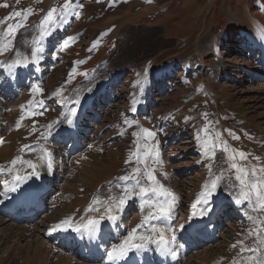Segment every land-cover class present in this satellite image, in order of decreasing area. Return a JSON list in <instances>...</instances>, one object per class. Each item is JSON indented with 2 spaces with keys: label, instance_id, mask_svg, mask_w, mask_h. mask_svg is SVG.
<instances>
[{
  "label": "rangeland",
  "instance_id": "obj_1",
  "mask_svg": "<svg viewBox=\"0 0 264 264\" xmlns=\"http://www.w3.org/2000/svg\"><path fill=\"white\" fill-rule=\"evenodd\" d=\"M64 3L65 0H0V21L8 17L0 23V32L7 24L22 19L15 17V12L31 8L33 14L17 33L13 45L30 59L39 22L51 7L59 9ZM71 5L72 12L63 20L57 19L51 34L43 41L46 50L40 57L43 60L38 59L45 68L41 78L22 83L19 93L0 106L3 112L0 151L13 148L10 153L13 160L25 145L48 141L51 131L66 119L70 103L58 106L59 100H73V94L83 97L85 89L102 82L106 73L117 75L108 80L109 92L107 86L103 89L102 107L93 108L98 118L84 122L82 147L74 150L66 162L59 150L56 168H67L66 180L58 181L62 184L46 197L45 207L35 215L34 225H41L48 215V220L54 222L67 216L78 222L94 198L103 201L118 197L125 183H132L119 178L135 167L141 168V183H147L143 176L145 164H137L136 157L130 156L137 143H145L133 133L146 128L156 132L160 160V163L146 161L147 166L155 169L159 183L178 198L172 228L183 231L203 181L222 174L224 179L219 182L222 192L229 191V187L239 190L222 146L215 150L214 160L202 154L206 139L213 140L218 134L230 149L250 154L247 161L239 163L249 168L264 165V68L259 64L261 56L258 57L264 49V0H71ZM68 37L74 40L65 50L52 51L59 49ZM47 42L50 44L46 45ZM202 45L210 50L205 51ZM10 57L14 58L11 51L4 53L0 62L9 61ZM77 61L83 63L74 64ZM218 62L224 66L221 74L216 71ZM148 77L155 79L145 84ZM33 84L40 86L41 94L30 92ZM144 88L146 93L157 90L146 97L148 110L137 113L132 110L133 99L140 91L145 93ZM57 91L62 95H54ZM151 98L155 101H150ZM30 100L43 101V107L37 109L42 115L21 111L20 105L27 108ZM21 115L27 118L16 129ZM49 124L53 125L50 131ZM205 125L207 130L202 131ZM229 131L239 139H233ZM252 157H259V162ZM8 159L0 155L1 182L7 176ZM130 159V163H125ZM181 182L187 185L181 188ZM131 201L125 220L127 232L139 223L142 215L139 199L133 196ZM246 208L251 215L264 217V211L252 212L247 204ZM224 217L227 224L219 228L213 244L190 252L181 264L187 261L213 264L212 260L220 257V264L232 261L239 247L231 245L253 225L237 216V220L229 214ZM254 239L249 237L246 245L251 247ZM55 242L56 239L37 236L28 247L7 251L10 243H0V264H71L68 257L74 258L73 248L62 251Z\"/></svg>",
  "mask_w": 264,
  "mask_h": 264
},
{
  "label": "snow or ice",
  "instance_id": "obj_2",
  "mask_svg": "<svg viewBox=\"0 0 264 264\" xmlns=\"http://www.w3.org/2000/svg\"><path fill=\"white\" fill-rule=\"evenodd\" d=\"M7 7V5H4ZM75 7H80V5H75ZM73 5H71V0H65V3L57 9L56 7H51L42 20L39 22V34L38 37L33 40V46L31 47L30 53L31 58L23 55L22 53L16 51L13 47L15 37L19 30L24 27L28 20V17L33 14V10L28 8L24 10L23 13L20 11L15 12L13 15L15 17H21L14 24H7V27L0 32V55L7 52H12L13 57L9 58L7 62H0V66L5 67L6 71L11 73L14 69L27 67L30 62H36L44 51L43 41L49 36L50 29L56 24L57 19L63 20L70 12H72ZM0 21V23H4ZM10 37V39H9ZM74 40V37H68L60 47L62 51L64 48L69 46V42ZM91 50V49H89ZM55 58V57H53ZM76 63H83V61H77ZM75 67L73 68V72ZM72 74H69L71 78ZM142 89V85H141ZM42 89L38 84H33L31 86L30 92L33 95H39L42 93ZM56 96H60L61 92L57 91L54 93ZM65 102L76 104L78 99L73 101L68 98H64L58 101L60 104ZM34 105V107H33ZM43 107V101H33L28 102L26 108L25 105H20L22 112L28 111L29 115H42L43 112L37 111V109ZM47 110V109H45ZM135 111V109H132ZM75 107L70 109L71 116L66 117L69 124L72 123V116L75 115ZM206 117L207 114L205 113ZM27 117L21 115L16 121V129L21 127V123ZM128 123V121H125ZM52 124L48 125V130L52 128ZM35 127V121L33 122V129ZM207 130V125L205 129ZM228 131V130H226ZM134 136H138L140 140L145 141L142 145L137 143V149L135 152L130 153V156L136 157L137 164H145L143 169V176L148 181L147 183H141L140 174L141 168L135 167L132 172L128 175L122 176L119 179L125 182L132 181L131 184L125 183L122 191L118 197H110L108 200H99L94 198L92 202L85 208V213L95 212L99 213L98 216H88L85 219L84 216L80 217V220L74 221L72 216L65 217L58 222L52 224L49 228L48 234L56 232H75L81 236L87 235L90 239H95L97 232L100 230L101 222L107 220L113 224L120 219L119 214L125 212L128 202L132 200L133 196L137 197L140 201L139 207L141 210V219L139 223L136 224L134 228L127 232L122 240L112 244L110 249H106V264H121L125 261L130 252L141 253L149 250L151 245L155 246V249L160 252L163 256H171L175 258L177 252L173 250L172 245L176 240V235L171 226L167 223L170 221L175 213L178 198L164 185L160 184L155 176V169L147 166L146 161H151L152 163H160L159 160V141L156 140V132L141 128L138 133H133ZM229 135L233 139H239L235 134L229 131ZM47 139V137H43ZM0 143H3L0 140ZM222 146V151L226 154V159L229 164V170L234 173V179L239 185L238 194L235 197V203L237 205L247 204L252 212H262L264 211V165H253L251 168L247 167L245 164L239 163V161H247L250 154L239 151L237 149H230L227 141H222L220 136L217 134L213 140L206 139L202 143V148L204 152L202 153L206 157L215 159L216 149ZM29 146L25 145L22 147L21 151ZM91 147V146H90ZM252 159L259 162V157H252ZM18 160L13 159L11 161V167L8 169L9 172L17 164ZM130 160H126L125 163H130ZM21 163L27 164L29 168L33 171L31 175H37L34 164L31 160L23 161ZM48 168L51 171L52 164L51 160L48 161ZM209 171L211 172V166H209ZM25 176L14 175L11 181V187L9 183L5 182L3 193L0 195H6L9 192H15L20 183L25 180ZM223 175H218L206 181L202 185V190L196 196V202L192 204L193 213L196 215V208L199 204L203 203L207 205L210 201L211 196L216 191L217 186L221 180H223ZM103 209V211H101ZM147 209L146 214L144 210ZM201 215L207 214L206 210H201ZM246 218L252 223L253 227L244 235L242 239H238L232 248H237L239 246V251L235 257H233L231 264H264V217L253 216L248 212H245ZM192 217H189L191 219ZM164 226H161V225ZM183 228V225H180ZM139 230H143L142 232ZM240 235V234H238ZM249 237H254V244L249 247L246 245L245 241ZM251 253V255H248Z\"/></svg>",
  "mask_w": 264,
  "mask_h": 264
},
{
  "label": "bare ground",
  "instance_id": "obj_3",
  "mask_svg": "<svg viewBox=\"0 0 264 264\" xmlns=\"http://www.w3.org/2000/svg\"><path fill=\"white\" fill-rule=\"evenodd\" d=\"M60 29H59V31H61ZM50 43L53 44L54 42L50 41ZM253 47H254V45H253ZM202 48L204 50L205 49H209L210 50L209 47H204V45H202ZM45 50L46 49H44V51ZM63 50H65V49H63ZM53 51L55 53H60L61 52L60 48L59 49L55 48ZM260 52H261V54L258 55V57L261 56V60L259 61V64L261 65L262 68H264V49H262ZM41 57H43V56H41ZM45 57H48V56L45 55ZM39 59L43 60L42 58H39ZM78 59H79V57H78ZM222 68H224L223 64L218 62V67L216 68L217 69L216 71H217L218 74H221ZM44 69L45 68L41 65L40 62H38V60L36 62H30L28 64V66L24 67V70H22V71H20L19 69H14L11 73L6 71L5 67L0 66V73H3V75H0V102H1L0 106L4 104V100H7V101H8V99L11 100V99H13L15 97V95H17L19 93V90L21 88L20 85L22 83H24L22 85H26V83H28V82H25V81L29 80V82H30L31 81L30 79L35 78V77L37 78L38 76H40V74H39L40 71L44 70ZM157 73H159L158 70L154 74L157 76ZM115 75H117V74H114L113 72L106 73L105 76H104V80L102 82H100L96 86H93V87H91L89 89H85V90H87V95H85L83 97H80V95H79V97L78 96H74V94H73V97H72L73 101L78 99L79 102L76 103V104H72V103L69 104V107L66 110L65 117L71 116V113H70V109L71 108L75 107V109L77 110L78 108H81L83 106V104H85L89 99L94 98L95 96H96V100L94 99L92 105L94 106V108L102 107V105L104 104L103 98H104V95H105L104 93L105 92H104V90H101V89L103 88L104 85L106 86V84H108V82H107L108 80L114 79ZM24 79H26V80L24 81ZM151 79H152V77L151 78H149V77L146 78L145 79V84L147 82L149 83V81ZM83 83H84V81H83ZM70 87H68V88H70ZM109 88H110L109 86L106 87V89H108V92L110 90ZM153 90L154 89L147 90V93L145 91V93L144 92H140L138 94V96L135 99V103H134L136 109H139L138 108L139 106L145 107V100L147 99L146 97H148V93H151ZM155 91H153V92H155ZM150 101H155V100L153 98H151ZM58 106H61V105H59V103H58ZM93 112L94 113H91L90 110H88L86 115L84 114L83 120H82L83 122H82L81 126H84V122L90 120V118H91V120H96V118H98V116H99L98 113H96L95 111H93ZM87 115H89L88 119H87ZM71 118H73V116ZM2 120H3V112H2V109L0 108V127H1ZM68 124L69 123L67 122V119H65V121L60 126L56 127L55 129H53L51 131V134H54L57 130H60V129L64 128ZM41 126H42V124H41ZM81 135H82V133H81ZM63 141H64V139L61 138V137H57L56 139H52L51 136L49 135L48 141L43 142V143H33V144L29 145L30 148L28 149V151H25V149H24L22 152L18 153L16 155V158H15V159L18 160L17 164L12 168L11 172H9V171L7 172V176H6L5 180H4V182L0 181V193H3L5 182H8L9 183V187H11L12 186L11 185L12 177L14 175L18 174V175L26 177L25 180L22 183H20V184H23V185L27 184L28 182H31L32 184H39L40 185L43 182L46 183L49 180V182H47V184L49 186H50V183L52 184V187L50 188V190L51 189L52 190L47 192V194L44 195V197L40 198V201H43V200L46 201V197L50 196L51 192H53L54 189H56V187L58 188L62 184V182H63L62 180L65 178V175L68 172L67 168L65 166H62L61 168H56L57 169L56 176L50 177V173L48 171V166H47V156L51 157V159L55 161L56 158L58 157V155L60 154L59 153V150H60L59 147H60V144ZM80 141H81V139H80ZM48 149L52 150L53 155L47 154V150ZM10 150H11V147L10 148H4L3 151H0V155L3 156L5 159H8L10 157V155L14 152L13 148H12V151H10ZM202 151H204V150L202 149ZM63 156L66 157V159H65V162H66V161H68L71 158L72 155L69 154L66 151V152H64ZM21 160H23V161L31 160L34 164H36L35 171H36L37 175H34V176L31 175L33 170L31 168H29L27 166V164L21 163ZM11 161H12V156L8 159V161L6 163V165L8 164L7 169H9L11 167ZM57 177H58L57 180L62 181L61 183H58V181L56 180ZM51 178H53V179H51ZM192 179H194V178H192ZM65 180H66V178H65ZM205 182L206 181H203L202 185ZM179 185H181L180 187L182 188L184 185L186 186L187 184H185L184 182H181ZM219 185H220V183L218 184L216 191L211 196L210 201L207 204V206H215V205L223 206L224 200L228 199L229 201L228 200L227 201L229 203L228 202L227 203L229 205L228 206H224L223 209L225 210L228 207L226 209V211H229L230 213L233 212V213L237 214L238 211H235L232 208V202L235 201V197H236V195L238 193H236L235 191L222 192V188ZM200 189L202 190V186H201ZM12 193L13 192H9L6 195H0V209H1V206L3 205V203L7 199H9L11 197ZM45 201H44L43 205L45 204ZM195 202H196V200L193 203H195ZM128 203H130V201ZM205 206L206 205L203 204V203L199 204L197 206L196 210H195L196 211V215L195 216L203 217L204 215H201L200 213H201V210H207ZM102 211H103V209H102ZM192 213H193V209H192V212L189 213L187 221L190 220L189 217H193ZM226 214L227 213H225V212L222 213L221 211H219V215H218L217 219L210 225V226H212V229H214V228L218 229V228L223 227V226H225L227 224L226 219L224 217ZM93 215L98 216L99 213L88 212V213H84L83 216L85 217V219H87L88 216H93ZM127 215H128V211L126 213H123V215L121 217V222H122V225L124 227H126L125 220H126ZM48 217H49V215L45 216V220L46 221L45 220L41 221V225L36 227L37 225L36 226L34 225L35 216L33 218L30 217V218L26 219V218H19L17 216L3 215V214L0 213V243H5V242L6 243L7 242L10 243L6 247V251H7V249L8 250L9 249L10 250L11 249H16V248L22 247L24 245L28 247L29 244L31 243V239H34L37 236H43L44 238H48V239H56L55 245L60 246L62 248V251H66L68 247H67L66 244H63L64 238H60V237L57 236L58 232L52 233L51 235L48 234L50 226L52 224L56 223V222H54L52 220H48ZM174 218H175V215H173L172 219L167 222L171 226V228H172L173 224L176 221ZM236 218L238 219V216ZM161 226H164V225L162 224ZM139 231L142 232L143 230H139ZM174 232H175V235H176V240H175L176 243H178L179 245L183 244V241H182V238H181V235H180V231L179 232L174 231ZM217 234L218 233L216 231L214 233V235L211 237V240H210L211 243L216 240ZM123 237L124 236H122V239H123ZM13 238H17V239H13ZM24 241H27V242L29 241V242L28 243L25 242L24 245H23ZM201 244L202 243L198 242L197 244H193L192 247H196V248L199 249ZM73 250H74V253H75L73 255L74 258L68 257V260H70L71 264H73V263H79V264H84V263L94 264L95 263L96 264L98 262V260L96 258H94L92 260L81 259L80 258L81 256H80V254H79V252H78V250L76 249L75 246L73 247ZM59 251H61V249ZM193 251H196V250L192 249L190 252H193ZM182 259H183V257H181V260ZM35 262H36V260H35ZM91 262H93V263H91ZM23 264H27V263L24 262ZM187 264H189L188 261H187Z\"/></svg>",
  "mask_w": 264,
  "mask_h": 264
}]
</instances>
